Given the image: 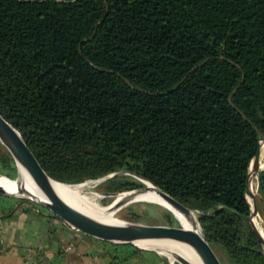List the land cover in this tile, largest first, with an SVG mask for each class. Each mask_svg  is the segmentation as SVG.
Returning <instances> with one entry per match:
<instances>
[{
	"label": "trees",
	"instance_id": "16d2710c",
	"mask_svg": "<svg viewBox=\"0 0 264 264\" xmlns=\"http://www.w3.org/2000/svg\"><path fill=\"white\" fill-rule=\"evenodd\" d=\"M0 112L56 181L122 172L105 181L122 192L144 178L196 211L231 264H264L246 193L264 0H0ZM259 185L264 199V170Z\"/></svg>",
	"mask_w": 264,
	"mask_h": 264
},
{
	"label": "water",
	"instance_id": "95a60500",
	"mask_svg": "<svg viewBox=\"0 0 264 264\" xmlns=\"http://www.w3.org/2000/svg\"><path fill=\"white\" fill-rule=\"evenodd\" d=\"M0 142L6 147L14 158L18 176L16 180L20 179L21 171L19 163L25 166L28 171L31 173L35 179L38 186L41 188L42 192L47 198V202L36 201L39 204L47 207L53 214L51 217L59 219L70 228L75 229L85 235H88L93 238L100 239L106 242L114 243H132L137 244L142 241H178L190 245L199 255L203 264H224L217 254L215 248L209 242V240L204 235L199 221L196 218V224L192 228H185L180 222V225H146L141 223H128L122 222L119 224H112L102 222L93 218L92 216L84 213L83 211L75 208L66 202L56 191L55 183H62L53 179L49 173L45 170L38 157L34 151L26 143L25 139L19 132V130L14 127L0 112ZM264 145V136L261 135L260 138V147L252 159L249 172H248V183H247V195H248V186L251 178V170L254 171V175L258 177V190L259 185V174L260 171L264 170L261 168V156ZM122 172H116L110 174L107 177H104L103 180H108L114 176L120 175ZM143 183L148 181L144 178H140ZM150 182V181H148ZM153 184L152 182H150ZM154 185V184H153ZM154 187L157 191L177 210L181 211L185 215L194 214V210H191L189 207L178 201L176 198L168 194L167 192L161 190L156 185ZM146 188L130 191L137 192L144 190ZM0 193H7L0 188ZM129 193V192H128ZM29 198V197H28ZM248 198V197H247ZM30 199V198H29ZM32 200V199H31ZM35 201V200H33ZM249 201V200H248ZM114 204V203H113ZM127 204V202L117 203V209L121 206ZM251 213L248 216V220L255 229L256 233L260 237L263 248H264V236L261 235L259 229L255 224V216L252 209L251 202ZM35 210L36 208L33 207ZM177 257V261L180 264H191L187 259L181 256L178 253H174Z\"/></svg>",
	"mask_w": 264,
	"mask_h": 264
},
{
	"label": "crops",
	"instance_id": "0c3cea01",
	"mask_svg": "<svg viewBox=\"0 0 264 264\" xmlns=\"http://www.w3.org/2000/svg\"><path fill=\"white\" fill-rule=\"evenodd\" d=\"M0 193V264H163L145 254L120 255L117 249ZM136 260V261H135Z\"/></svg>",
	"mask_w": 264,
	"mask_h": 264
},
{
	"label": "bare ground",
	"instance_id": "6f19581e",
	"mask_svg": "<svg viewBox=\"0 0 264 264\" xmlns=\"http://www.w3.org/2000/svg\"><path fill=\"white\" fill-rule=\"evenodd\" d=\"M262 153H264V145H263ZM263 157L264 156H262V158ZM263 163L264 160L261 161V168H264ZM19 166L21 171L20 179L11 180L5 176H0V188L9 194H12V196L15 195V197L24 196L27 198L29 197L30 199L35 201L47 202L48 200L46 196L44 195L41 188L36 183L31 173L28 171V169L20 163ZM145 184H146V189L144 190H140L137 192H129V193L126 192L119 195L117 200L110 207L89 206V205L86 206L87 204L84 205L85 203L81 201L82 199L79 197L80 195L78 193L79 187H70L75 185L55 183V189L57 193L70 205L92 216L93 218L106 223H112V224L122 223V221L120 220H115V211H117L116 208L117 203L127 202L132 204L133 202L147 201V202L157 203L173 211V213L178 217V219L185 228H192L196 224L195 221L196 218L194 214H190V215L183 214L181 211L177 210L171 203H169L157 191V189L154 187L153 184H151L148 181H145ZM247 197L249 202H251L252 204V209L255 216V224L259 229L261 235L264 236L263 223L261 219L257 218L258 216L257 204L254 203L253 201L255 197V189H254V171L252 170H251V178L248 186ZM91 202L93 203L94 201L91 200ZM138 244L148 249H155L158 252L168 256L169 259L170 258L173 259L174 261H177V257L175 256L174 253H178L181 256H183L185 259H187L191 264H203L197 252L190 245L186 243H182L178 241L159 240V241H142V242H138Z\"/></svg>",
	"mask_w": 264,
	"mask_h": 264
},
{
	"label": "rangeland",
	"instance_id": "374dc122",
	"mask_svg": "<svg viewBox=\"0 0 264 264\" xmlns=\"http://www.w3.org/2000/svg\"><path fill=\"white\" fill-rule=\"evenodd\" d=\"M3 147L5 146L0 142V153L4 151ZM262 156H264V153H262ZM262 156H261V161L264 160V157L262 158ZM0 176H3V175L0 174ZM17 176H18V173H17ZM105 181L107 180H103V178L90 179L82 183L71 184V185H78V186H70V187H79V190H78V193L80 194L79 197L82 199L81 201L85 203L84 205L87 204L86 206L89 205V206H100V207H110L117 200L119 195L126 193V192L138 190V189H134V190L122 191V192H109L105 185ZM142 188H146L145 183ZM142 188H139V189H142ZM254 189H255V197L253 201L254 203L257 204V209H258L257 218L262 220L263 228H264V199L262 198L258 190L257 175H254ZM12 197L19 200L20 202L19 205L21 206V208L35 207L36 210L38 211L45 212L50 215L53 214L47 207L27 197H24V196L15 197V195H13ZM91 200L94 202L92 203ZM167 209L168 208L162 205H159L153 202H147V201H138V202H133L132 204L127 203L121 206L119 209H117V211H115V220H120L122 222H128V223H141V224H146V225H169L167 222V219L165 218ZM194 215L198 220V214L196 211L194 212ZM110 245L115 247L117 249V253H119L120 255H124L128 253H131L133 256L137 254H145L151 259H154L153 257L155 258L157 257L158 259L162 261L163 264H180L178 261H174L171 258L169 259L168 256L158 252L157 250L142 247L138 243L137 244H132V243L124 244V243L110 242ZM215 250L224 264H231L229 260L226 258L223 251L219 247L216 246ZM119 263L122 264V262H119ZM128 264H142V263L130 262ZM147 264H152V263L151 261H149L147 262Z\"/></svg>",
	"mask_w": 264,
	"mask_h": 264
}]
</instances>
